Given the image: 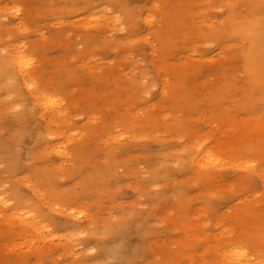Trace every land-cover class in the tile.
I'll list each match as a JSON object with an SVG mask.
<instances>
[{"label": "rangeland", "instance_id": "1", "mask_svg": "<svg viewBox=\"0 0 264 264\" xmlns=\"http://www.w3.org/2000/svg\"><path fill=\"white\" fill-rule=\"evenodd\" d=\"M0 264H264V0H0Z\"/></svg>", "mask_w": 264, "mask_h": 264}, {"label": "bare ground", "instance_id": "2", "mask_svg": "<svg viewBox=\"0 0 264 264\" xmlns=\"http://www.w3.org/2000/svg\"><path fill=\"white\" fill-rule=\"evenodd\" d=\"M8 59L14 67L12 68V70L14 71L15 74L11 72V69H9L10 72L7 71V73L9 74L8 77L12 81V83L14 82V79H15L19 84H21L22 87L26 89V91H28L29 93L32 94V96H34L36 105H41L43 110L55 107L56 106L55 103L57 102L55 101L54 97L50 95L37 96L39 91H38V88L36 87V84L33 82L32 76H30L28 72V65H26L27 64L26 62L28 60H26L25 56L21 53H18L17 55L11 56ZM1 65L3 66L4 70H6V68H9L5 66V64L4 65L1 64ZM15 77H18L20 82ZM10 89H11V92H14L12 85L10 86ZM206 157L207 155L205 156V159ZM206 160H208V158ZM197 164H199V162ZM25 216L26 217H24L23 221H26L27 219L31 218L27 214Z\"/></svg>", "mask_w": 264, "mask_h": 264}]
</instances>
